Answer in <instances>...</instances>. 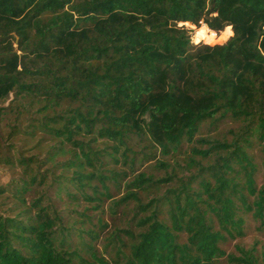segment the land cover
<instances>
[{
  "label": "trees",
  "instance_id": "1",
  "mask_svg": "<svg viewBox=\"0 0 264 264\" xmlns=\"http://www.w3.org/2000/svg\"><path fill=\"white\" fill-rule=\"evenodd\" d=\"M10 95L0 264H264V0H0Z\"/></svg>",
  "mask_w": 264,
  "mask_h": 264
},
{
  "label": "rangeland",
  "instance_id": "2",
  "mask_svg": "<svg viewBox=\"0 0 264 264\" xmlns=\"http://www.w3.org/2000/svg\"><path fill=\"white\" fill-rule=\"evenodd\" d=\"M189 29H192L191 32V39L193 43H198V42H203L207 44H221L224 43L228 38V35L224 34V31L216 34L214 37H207L204 40H196V33L198 30L203 31V35L201 37H204L207 34V27L206 25L202 24L200 27L196 28L193 25H186ZM208 36L212 35L211 32L208 31ZM200 37V38H201ZM13 96L10 95L9 99H7L4 102L0 103V106H7L9 104L10 99ZM235 124L233 123H225V122H220L216 126L209 125L207 122L203 123L196 135V138H219V139H230L231 135L229 134L228 130L230 128H235ZM0 131L4 132L6 131L5 129V122L3 121L0 124ZM13 143L16 144V148L20 147L23 148V150H27L25 155L37 153V152H42L41 154L43 155L44 150L46 149L45 144H42V146L38 149H31L28 150L30 147L33 146L35 139L27 134H20L18 137H16L15 140L12 141ZM187 144L183 145V148L187 147ZM11 148V147H10ZM258 146H255L252 151L255 153L257 160L260 162L261 156H264L262 153H260ZM25 152V151H24ZM261 163V162H260ZM21 174V168L17 164L9 165V164H4L0 163V188L6 187L7 184L12 180V178H17ZM162 174V173H161ZM264 179V168L260 166L258 173L256 174V181L258 185L262 182ZM8 188H6L7 190ZM12 206L11 199H9V203H7L6 207ZM66 216H70V221L72 220L73 217H75L74 213H69L66 214ZM245 232L246 235L242 238H238L235 240H228L224 244H222V247L227 251V252H235L234 246L236 244H241L245 247H250V246H255L258 252L261 250H264V233H261L255 228V223L251 220L250 217H246V226H245ZM77 239L73 237V242L75 243Z\"/></svg>",
  "mask_w": 264,
  "mask_h": 264
},
{
  "label": "water",
  "instance_id": "3",
  "mask_svg": "<svg viewBox=\"0 0 264 264\" xmlns=\"http://www.w3.org/2000/svg\"><path fill=\"white\" fill-rule=\"evenodd\" d=\"M185 25H187V24H185Z\"/></svg>",
  "mask_w": 264,
  "mask_h": 264
}]
</instances>
